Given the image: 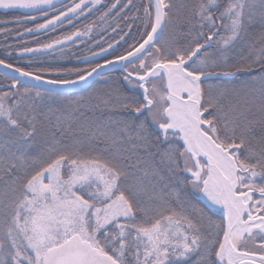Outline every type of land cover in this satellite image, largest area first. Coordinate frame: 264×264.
I'll list each match as a JSON object with an SVG mask.
<instances>
[{
  "label": "snow or ice",
  "instance_id": "1",
  "mask_svg": "<svg viewBox=\"0 0 264 264\" xmlns=\"http://www.w3.org/2000/svg\"><path fill=\"white\" fill-rule=\"evenodd\" d=\"M0 10V264H264V0Z\"/></svg>",
  "mask_w": 264,
  "mask_h": 264
},
{
  "label": "trees",
  "instance_id": "2",
  "mask_svg": "<svg viewBox=\"0 0 264 264\" xmlns=\"http://www.w3.org/2000/svg\"><path fill=\"white\" fill-rule=\"evenodd\" d=\"M11 15H13V13L9 12V13L5 14V12L3 10H0V19L8 18ZM96 15H97V13L94 12L90 17H88V19H94ZM85 22H86V20L84 18H81V20L79 22L74 21V24H76V26H79L80 24L85 23ZM29 26H31V25H29ZM70 30H71V26L65 25L64 28L58 29V32H60V31H70ZM109 33H110V29H109L108 33H104V36H105L106 41L110 42L111 37H110ZM49 35H55V34L54 33H50ZM27 38L30 39L31 37H27ZM44 38L45 37H43V36L40 37V39H44ZM96 38L98 39L99 36H97ZM80 51H82L85 55L87 54V49H80Z\"/></svg>",
  "mask_w": 264,
  "mask_h": 264
},
{
  "label": "water",
  "instance_id": "3",
  "mask_svg": "<svg viewBox=\"0 0 264 264\" xmlns=\"http://www.w3.org/2000/svg\"><path fill=\"white\" fill-rule=\"evenodd\" d=\"M0 71H2V70H0Z\"/></svg>",
  "mask_w": 264,
  "mask_h": 264
}]
</instances>
